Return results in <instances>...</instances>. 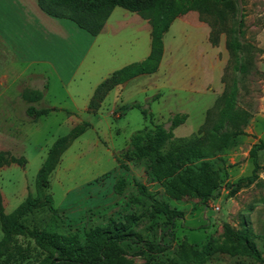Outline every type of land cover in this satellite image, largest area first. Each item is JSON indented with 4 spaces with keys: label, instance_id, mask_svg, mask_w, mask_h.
Segmentation results:
<instances>
[{
    "label": "rangeland",
    "instance_id": "rangeland-1",
    "mask_svg": "<svg viewBox=\"0 0 264 264\" xmlns=\"http://www.w3.org/2000/svg\"><path fill=\"white\" fill-rule=\"evenodd\" d=\"M52 9L67 12L54 5ZM225 13L221 20L216 14L192 9L175 18L163 34L156 71L113 87L96 110L87 107L95 86L112 71L148 54L147 20L115 6L96 36L68 19L59 21L62 28L55 36L42 35L36 28L35 35L47 42L46 52L31 46L28 36L17 39L9 34L8 39L0 40V193L4 211L11 212L27 196L41 198L35 177L48 149L72 127L87 123L48 177L45 192L64 217L60 231L104 225L110 217L120 222L124 214H135L138 219L128 226L144 239L167 246L152 264L170 260L180 264L181 248L199 247L206 241L220 243L222 225L227 223L248 228L264 255V149L257 151L260 168L256 181L235 187L238 178L252 172L251 146L264 142V0H230ZM232 37L240 46L237 51L230 47ZM241 65L242 70L236 69ZM232 82L236 107L246 113V123L232 147L208 158L221 183L207 203L191 197L169 198L159 183L148 179L142 161L123 158L130 134L151 122L171 129L174 140L201 135L199 128L212 125L222 105L221 95ZM31 90H40L42 97L27 100L25 93ZM131 104L140 108L130 107L122 114L120 106ZM29 105L49 111L29 115ZM176 113L185 114V119L171 127L170 119ZM120 176L126 186L122 194H116L113 184ZM135 182L144 185L150 196L141 194ZM154 199L181 212L172 227L162 217L150 216ZM24 222L48 225L49 212L45 206L38 207L24 216ZM123 246L120 256L129 264L142 263L150 255L142 243L127 241ZM190 263L255 261L218 252L201 263Z\"/></svg>",
    "mask_w": 264,
    "mask_h": 264
},
{
    "label": "trees",
    "instance_id": "trees-1",
    "mask_svg": "<svg viewBox=\"0 0 264 264\" xmlns=\"http://www.w3.org/2000/svg\"><path fill=\"white\" fill-rule=\"evenodd\" d=\"M37 5L48 15L67 18L90 35H97L104 27V22L115 6L136 12L147 20L150 30V48L147 56L126 64L111 72L94 88L87 107L96 110L101 100L115 86L141 74L156 71L163 53V34L170 23L188 10H198L205 14H216L219 19L225 18V9L230 0H36ZM67 9V12H56L52 6ZM231 48H240L235 37L231 38ZM236 69L242 70V65ZM42 97L40 90L25 93L29 101H37ZM236 86L232 82L221 95L222 105L216 113L212 125L201 126L197 135L188 139H172L171 129L162 124L151 122L149 125L135 130L129 136L127 146L122 150L125 160L142 161L149 180L159 183L164 193L171 199L183 197L196 198L202 204L215 197L221 183L216 169L208 160L230 147L236 142L237 135L242 133L241 125L246 123V113L236 107ZM138 104L122 105L123 114L127 108ZM29 115L45 114L49 108L36 109L29 105L26 109ZM143 115L146 111L141 109ZM210 111L206 113V119ZM185 114H174L170 126L175 127L183 122ZM87 123L74 126L69 132L58 137L47 151V155L39 167L35 186L41 198L27 196L11 212L3 209V198L0 193V264H129L120 253L124 251L127 241L142 243L149 257L142 263L152 264V260L163 253L167 246L144 239L133 231L128 224L134 223L138 216L131 213L123 215V221L116 222L112 217L104 225H90L83 228H73L60 231L58 227L64 222L63 214L54 206L52 196L45 192L48 187V177L58 163L62 152L73 139L80 135ZM264 149V142L254 143L248 154L253 168L249 175L238 178L236 188L252 184L257 179L260 168L257 151ZM2 161L0 159V165ZM124 167V166H122ZM138 191L150 196L144 185L135 182ZM126 186L123 176L116 179L113 191L122 194ZM264 202V196H263ZM131 202L137 200L130 199ZM45 206L50 216V224L44 226H28L24 216L34 209ZM150 216L162 217L163 223L173 226V221L181 215L168 203L153 200L149 209ZM223 239L220 243L206 241L197 246H188L179 250L180 264L201 263L215 253H225L230 256H246L255 264H264V255L254 242V234L245 226L233 228L229 224L222 225ZM21 237V239L19 238ZM190 261V262H189ZM168 264H177L170 260Z\"/></svg>",
    "mask_w": 264,
    "mask_h": 264
},
{
    "label": "crops",
    "instance_id": "crops-1",
    "mask_svg": "<svg viewBox=\"0 0 264 264\" xmlns=\"http://www.w3.org/2000/svg\"><path fill=\"white\" fill-rule=\"evenodd\" d=\"M62 19L67 18L51 16L43 12L37 5L36 0H0V40L8 39L9 34L17 39H24L28 36L31 46L38 52L40 50L46 52L48 51L45 46L47 42L40 36L35 35L36 28L41 31L42 35L55 36L62 28L60 26L62 22H59ZM72 23L76 25L74 22ZM87 34L90 35L89 33ZM51 51L52 49H49L50 54ZM57 56L55 55L54 58ZM33 61L37 62L38 60L33 59Z\"/></svg>",
    "mask_w": 264,
    "mask_h": 264
}]
</instances>
